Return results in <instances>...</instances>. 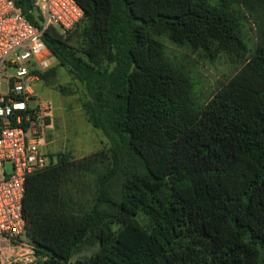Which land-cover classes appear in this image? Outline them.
<instances>
[{
    "label": "trees",
    "instance_id": "trees-1",
    "mask_svg": "<svg viewBox=\"0 0 264 264\" xmlns=\"http://www.w3.org/2000/svg\"><path fill=\"white\" fill-rule=\"evenodd\" d=\"M75 1L82 21L43 40L109 147L27 177L38 264H264V0ZM162 38L239 70L201 103Z\"/></svg>",
    "mask_w": 264,
    "mask_h": 264
},
{
    "label": "built area",
    "instance_id": "built-area-1",
    "mask_svg": "<svg viewBox=\"0 0 264 264\" xmlns=\"http://www.w3.org/2000/svg\"><path fill=\"white\" fill-rule=\"evenodd\" d=\"M33 24L18 0H0V264H38L24 219L26 179L49 166L52 106L40 96L41 75L56 64L43 40L51 27L75 28L84 11L75 0H30Z\"/></svg>",
    "mask_w": 264,
    "mask_h": 264
},
{
    "label": "rangeland",
    "instance_id": "rangeland-1",
    "mask_svg": "<svg viewBox=\"0 0 264 264\" xmlns=\"http://www.w3.org/2000/svg\"><path fill=\"white\" fill-rule=\"evenodd\" d=\"M245 31L248 45L254 50V30L247 25ZM162 42L169 58L185 65L192 72L201 103L226 86L239 70L238 65L225 58H207L187 46H177L167 38H162ZM55 68L56 75L49 79L40 78L37 83L40 96L52 106L46 142L49 166L56 164L60 155L78 160L109 147L106 137L92 126L85 113L84 103L89 99L85 86L75 81L68 69L59 67L57 62ZM139 221L144 226L148 224L144 216H140Z\"/></svg>",
    "mask_w": 264,
    "mask_h": 264
},
{
    "label": "water",
    "instance_id": "water-1",
    "mask_svg": "<svg viewBox=\"0 0 264 264\" xmlns=\"http://www.w3.org/2000/svg\"><path fill=\"white\" fill-rule=\"evenodd\" d=\"M96 249H97V248L93 249V250L90 251V252H84V253H82V254H80V255H76V256H74L73 260H74V261H77L80 257H85V256H89V257H91V256L93 255V252L96 251Z\"/></svg>",
    "mask_w": 264,
    "mask_h": 264
}]
</instances>
